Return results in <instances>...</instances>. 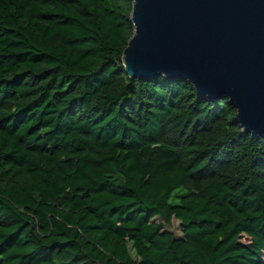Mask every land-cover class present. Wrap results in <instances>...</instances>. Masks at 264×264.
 I'll list each match as a JSON object with an SVG mask.
<instances>
[{"label":"trees","instance_id":"1","mask_svg":"<svg viewBox=\"0 0 264 264\" xmlns=\"http://www.w3.org/2000/svg\"><path fill=\"white\" fill-rule=\"evenodd\" d=\"M133 3L0 0V264H264V135L128 75Z\"/></svg>","mask_w":264,"mask_h":264},{"label":"water","instance_id":"2","mask_svg":"<svg viewBox=\"0 0 264 264\" xmlns=\"http://www.w3.org/2000/svg\"><path fill=\"white\" fill-rule=\"evenodd\" d=\"M131 19V78L183 79L201 96L229 97L243 131L264 135V0H134Z\"/></svg>","mask_w":264,"mask_h":264},{"label":"rangeland","instance_id":"3","mask_svg":"<svg viewBox=\"0 0 264 264\" xmlns=\"http://www.w3.org/2000/svg\"><path fill=\"white\" fill-rule=\"evenodd\" d=\"M167 229L173 231L178 236H182V230L180 228L179 220L174 219L172 225L167 226Z\"/></svg>","mask_w":264,"mask_h":264}]
</instances>
